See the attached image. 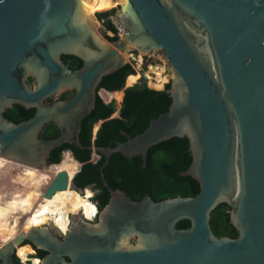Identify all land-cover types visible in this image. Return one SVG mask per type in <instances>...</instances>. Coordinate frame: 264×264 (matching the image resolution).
<instances>
[{"label": "water", "instance_id": "95a60500", "mask_svg": "<svg viewBox=\"0 0 264 264\" xmlns=\"http://www.w3.org/2000/svg\"><path fill=\"white\" fill-rule=\"evenodd\" d=\"M85 1L0 0V155L46 168L62 147H81L103 78L134 50L157 51L171 70L172 103L143 132L96 146L101 173L114 152L146 166L151 147L187 137L192 162L182 174L200 191L156 201L110 188L97 225L77 219L65 235L50 222L22 231L0 246V264H20L17 245L25 242L47 251L40 264H264V0H120L113 9L123 35L115 41L84 12ZM63 54L83 66L72 69ZM72 89V98L46 103ZM16 104L36 112L16 122L5 116ZM51 122L60 135L46 139ZM69 181L59 171L45 195ZM223 203L236 238L213 231ZM184 219L190 227L179 228Z\"/></svg>", "mask_w": 264, "mask_h": 264}, {"label": "trees", "instance_id": "16d2710c", "mask_svg": "<svg viewBox=\"0 0 264 264\" xmlns=\"http://www.w3.org/2000/svg\"><path fill=\"white\" fill-rule=\"evenodd\" d=\"M116 9H107L98 13V18H107L114 14ZM107 30H116L111 20L107 22ZM118 36H108V39L115 40ZM63 59L69 62L73 68L81 65V59L74 55H65ZM135 68L129 63L119 70L105 76L99 86V90L123 91V103L120 117H111L114 113L105 99L98 94L96 107L84 119L83 128L80 134L81 142L88 147L91 142L88 141V135L91 132V122L95 120H105L101 127V133L96 140L97 146H107L109 139L122 131H127L132 135L143 132L149 125L152 118H157L166 112L171 103L172 97L167 89L164 90L150 88L148 85L143 87H126L128 77L135 74ZM33 81V78H29ZM36 109H28L23 105L16 104L5 111V116L16 122L32 117ZM54 123L50 125L41 136L49 138L57 133ZM79 150V148H77ZM88 150H91L88 148ZM81 151V150H80ZM87 151V150H85ZM84 151V152H85ZM89 153V152H88ZM104 158L98 162L88 161L76 177V184L85 186L89 183L97 182L101 185L102 190H106L101 182L100 166ZM192 162V156L189 150V140L187 137H174L170 140L163 141L149 149L146 160V166H143L142 157H134L133 160L124 157L121 153H115L111 163L105 169L109 185L121 188L134 199L141 200L145 194H150L156 201L163 200L167 197L177 195L195 196L200 191L199 182L191 175H183L182 172L187 170ZM113 172V175L109 173ZM104 195V197H103ZM110 193L107 195L99 194V204L103 208L109 200ZM226 203L219 205L212 213L211 222L213 231L218 236H238L237 229L230 223V215L227 211ZM190 220L184 219L178 222L179 228L190 227ZM47 251H41L44 256ZM17 261L20 264L23 262Z\"/></svg>", "mask_w": 264, "mask_h": 264}, {"label": "bare ground", "instance_id": "6f19581e", "mask_svg": "<svg viewBox=\"0 0 264 264\" xmlns=\"http://www.w3.org/2000/svg\"><path fill=\"white\" fill-rule=\"evenodd\" d=\"M84 3V12L91 15L121 7L123 1L89 0ZM139 58L142 60L143 56ZM29 75L30 72L27 73ZM167 81L169 78L164 76V68L153 66L146 74L137 72L130 75L127 84L142 87L148 82L161 89ZM104 96L118 114L122 108L123 91H104ZM100 125L101 121L93 122L94 129H100ZM95 157V152H82L72 144L59 149L46 168H38L0 155V246L14 240L22 231L27 234L33 227L49 222L62 235L67 233L77 219L97 225L103 209L99 204L100 187L76 184V177L83 165ZM15 168L18 169L17 173ZM61 170L68 172L69 186L47 197L45 190L48 184ZM1 181H4L2 186ZM36 252L30 242H25L17 245L16 258L26 264H40L42 257L35 255Z\"/></svg>", "mask_w": 264, "mask_h": 264}, {"label": "flooded vegetation", "instance_id": "af4514ba", "mask_svg": "<svg viewBox=\"0 0 264 264\" xmlns=\"http://www.w3.org/2000/svg\"><path fill=\"white\" fill-rule=\"evenodd\" d=\"M106 32H107V30H106ZM108 36H111V35H109V34H107V37ZM111 37H113V36H111ZM119 38H120V36H119ZM110 40V39H109ZM116 40V39H115ZM115 40H110V41H115ZM65 55H67L68 56V54H63L62 55V58H63V56H65ZM64 60V59H63ZM65 61V60H64ZM66 62V61H65ZM69 66H70V64H69V62H66ZM83 66V60L81 59V65L79 66V67H76V68H73V67H71L72 69H74V70H76V69H79V68H81ZM127 88L128 87H131V85L129 86V85H127L126 86ZM134 87H136V86H134ZM104 89V88H103ZM103 89H101V90H103ZM106 90V89H105ZM68 92H71V94L70 95H68V96H63L65 93H68ZM97 92H98V94H100L102 97H103V94L101 93V91L99 90V88H98V90H97ZM65 93H63V94H61V95H59V96H55V97H51V98H49L48 100H47V104H52L54 101H56V100H62V99H70V98H72L74 95H75V90H68V91H66ZM104 98V97H103ZM105 99V101H106V98H104ZM107 102V101H106ZM122 103H123V101H122ZM114 115H116V113L114 112L113 113V115L111 116V117H114ZM120 115H121V109H120V112L117 114V116L116 117H120ZM85 119V118H84ZM84 121V120H83ZM98 121H101V127H102V124H103V122L105 121V120H95L94 122H98ZM50 125H52V122L51 123H48L46 126H45V128H44V130H43V132L50 126ZM55 125V124H54ZM55 127H56V131H57V133L55 134V135H53V136H51V137H49L50 139H53V138H57L59 135H60V131H59V129L57 128V126L55 125ZM82 128H83V122H82ZM94 131V127H93V125H92V129H91V132L89 133V135H88V141L89 142H91V144L92 145H90L89 147L85 144V143H83V142H81V144H82V146L80 147V146H76V145H74V144H72V145H74V147H76V148H79V150H81L82 152H84L85 150H87V151H85L86 153H93V152H95V154H96V157L94 158V159H92V160H90V161H92V162H98V161H100L102 158H104V161H105V157H104V155L101 153V152H99L97 149H96V144H95V142H96V140L98 139V137H99V135H100V133H101V128L100 129H96V133L95 132H93ZM81 132H82V130H81ZM125 132H127V131H122V133L119 135V136H117V135H114V136H112L110 139H109V144L107 145V146H99V147H108V146H115L118 142H124V141H127L128 140V136L125 134ZM127 133H129V132H127ZM81 134V133H80ZM129 134H131V133H129ZM132 135V134H131ZM137 135V134H136ZM133 137H134V135H132ZM49 138H46V139H49ZM80 141H81V139H80ZM162 143V142H161ZM160 143V144H161ZM159 145V144H158ZM88 148H90L91 150H88ZM115 153H118V152H114L113 154H112V156H111V159H110V161H109V163H108V165L111 163V161H112V157H113V155L115 154ZM149 153V152H148ZM123 155V154H122ZM124 156V155H123ZM148 156V155H147ZM124 157H126V156H124ZM135 157H137V156H135ZM126 158H128V157H126ZM133 158L134 157H132V158H129V159H131V160H133ZM143 160V159H142ZM104 161H103V163H104ZM103 165V164H102ZM101 165V166H102ZM108 165L104 168V170H103V174L101 173V166H100V173H101V176H100V178L102 177V176H104V178L107 180V182H108V179H107V175H106V172H105V169L108 167ZM81 171V170H80ZM79 171V172H80ZM109 175H113V172H111V173H109ZM101 182H102V180H101ZM102 184H103V186H105V188H106V190L104 189V190H102V187H101V185L100 184H98L97 182H93V183H89V184H87V185H95L97 188L98 187H100L99 189L101 190L100 191V193H103L104 192V194L105 195H107V193H110V196L109 197H111V191L109 190L110 188H112V189H114L113 187H111L110 185H109V182H108V185H105L103 182H102ZM116 189H120V190H122L121 188H116ZM124 191V190H123ZM126 192V191H125ZM127 193V192H126ZM128 194V193H127ZM146 195H150V194H145L144 195V197L146 196ZM130 196V195H129ZM151 196V195H150ZM103 197H104V195H103ZM131 197V196H130ZM143 197V198H144ZM152 197V196H151ZM132 199H134L133 197H131ZM153 198V197H152ZM110 199V198H109ZM154 199V198H153ZM134 200H137V199H134ZM155 200V199H154ZM109 201V200H108ZM226 236V235H225ZM41 251L42 250H37V255L38 256H41V257H43L42 255H41Z\"/></svg>", "mask_w": 264, "mask_h": 264}, {"label": "rangeland", "instance_id": "374dc122", "mask_svg": "<svg viewBox=\"0 0 264 264\" xmlns=\"http://www.w3.org/2000/svg\"><path fill=\"white\" fill-rule=\"evenodd\" d=\"M98 13H99V11L94 13V15H95V17H96L97 20H99L98 19ZM112 16L115 17L116 16V12L114 14H112ZM114 20H115V18L112 20L113 23H114ZM140 56H143V59L142 60H140V58H139ZM128 58L130 60V64L135 68L136 73L137 72H141L142 74H146L148 71H150L151 67H153V66H160V67H163L164 68V76H168L169 81H167L166 84H165V86L163 88H161V89L155 88V87L151 86L148 82H146L145 85H148L150 88L157 89V90H164L166 88L167 84L170 83V81H171V70H170V67L168 65L167 58L164 57L161 52L154 51V52H151L149 55L144 56L139 51L134 50L131 53V55L128 56ZM153 76H155V74H153ZM127 85L128 84H127V81H126V86ZM138 88H140V87H138ZM100 91L103 94V97L105 98V96H104V90H100ZM70 94H71V92H68V93H65L63 96H68ZM91 125H93V122H91ZM95 133H96V131H95ZM14 171H15V173H17L18 172V169L15 168ZM1 178H2V180H4L3 177H1ZM3 182L4 181H1V186H2ZM36 253H35V255H37Z\"/></svg>", "mask_w": 264, "mask_h": 264}, {"label": "built area", "instance_id": "2783aa9c", "mask_svg": "<svg viewBox=\"0 0 264 264\" xmlns=\"http://www.w3.org/2000/svg\"><path fill=\"white\" fill-rule=\"evenodd\" d=\"M99 19V18H98ZM114 19V17L112 16V15H110L109 17H105V18H101V19H99L98 21H99V23L101 24V25H103V26H105L106 27V25H107V22L109 21V20H113ZM114 25H115V27H116V30L115 31H113V30H108L107 31V34H109V35H111V36H122L123 35V29L118 25V23L116 22V20H114ZM113 31V32H112ZM96 131V129H94V131L93 132H95ZM24 262V261H23ZM24 264H26L25 262H24Z\"/></svg>", "mask_w": 264, "mask_h": 264}, {"label": "clouds", "instance_id": "9594fccd", "mask_svg": "<svg viewBox=\"0 0 264 264\" xmlns=\"http://www.w3.org/2000/svg\"><path fill=\"white\" fill-rule=\"evenodd\" d=\"M113 24H114V23H113ZM105 28H106V30H107V25H106V27H105ZM107 31H108V30H107ZM107 38H108V37H107Z\"/></svg>", "mask_w": 264, "mask_h": 264}]
</instances>
